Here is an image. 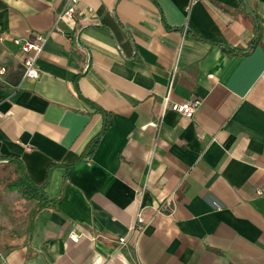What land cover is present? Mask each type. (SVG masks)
I'll list each match as a JSON object with an SVG mask.
<instances>
[{
  "label": "crops",
  "instance_id": "1",
  "mask_svg": "<svg viewBox=\"0 0 264 264\" xmlns=\"http://www.w3.org/2000/svg\"><path fill=\"white\" fill-rule=\"evenodd\" d=\"M66 8L0 0V264H264V0Z\"/></svg>",
  "mask_w": 264,
  "mask_h": 264
},
{
  "label": "built area",
  "instance_id": "2",
  "mask_svg": "<svg viewBox=\"0 0 264 264\" xmlns=\"http://www.w3.org/2000/svg\"><path fill=\"white\" fill-rule=\"evenodd\" d=\"M78 3L79 0H67V8L62 14L58 16V21L72 19L74 14L76 13ZM47 40H48L47 36L41 33H32L31 36L25 40H20V39L14 40V43L21 47L25 79H30V80L39 79L40 77L39 60L41 59V56L44 53ZM5 72L6 70L4 68L0 70V74H4ZM202 104H203L202 100L193 99L183 103H167L165 109L178 113L185 118L193 119L196 116ZM145 225H146V221L142 213L137 214L133 231L141 234L144 230ZM72 239L75 242L79 240L78 237H74V236H72ZM119 242L122 245H124L126 243V239H121L119 240Z\"/></svg>",
  "mask_w": 264,
  "mask_h": 264
},
{
  "label": "rangeland",
  "instance_id": "3",
  "mask_svg": "<svg viewBox=\"0 0 264 264\" xmlns=\"http://www.w3.org/2000/svg\"><path fill=\"white\" fill-rule=\"evenodd\" d=\"M15 170L11 168L10 166L0 167V188L5 187L6 185H10L13 187L12 191H15V179L13 178ZM12 176L11 178L8 176ZM13 201V200H12Z\"/></svg>",
  "mask_w": 264,
  "mask_h": 264
},
{
  "label": "trees",
  "instance_id": "4",
  "mask_svg": "<svg viewBox=\"0 0 264 264\" xmlns=\"http://www.w3.org/2000/svg\"><path fill=\"white\" fill-rule=\"evenodd\" d=\"M105 112H103V114H104ZM109 128V125H105V130H107ZM97 141H95L91 146H90V148H89V153H88V155H92V153H93V151H94V149L96 148V146H97ZM92 149V150H91ZM91 150V151H90Z\"/></svg>",
  "mask_w": 264,
  "mask_h": 264
},
{
  "label": "clouds",
  "instance_id": "5",
  "mask_svg": "<svg viewBox=\"0 0 264 264\" xmlns=\"http://www.w3.org/2000/svg\"><path fill=\"white\" fill-rule=\"evenodd\" d=\"M7 2H8L9 4H11V3L13 2V0H7Z\"/></svg>",
  "mask_w": 264,
  "mask_h": 264
}]
</instances>
